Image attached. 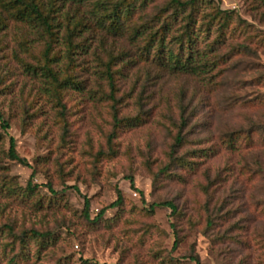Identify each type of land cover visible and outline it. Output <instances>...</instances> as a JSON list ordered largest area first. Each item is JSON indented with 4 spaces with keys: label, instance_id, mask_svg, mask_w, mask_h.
I'll use <instances>...</instances> for the list:
<instances>
[{
    "label": "rangeland",
    "instance_id": "obj_1",
    "mask_svg": "<svg viewBox=\"0 0 264 264\" xmlns=\"http://www.w3.org/2000/svg\"><path fill=\"white\" fill-rule=\"evenodd\" d=\"M43 1L57 36L0 10V264H264V0H197L212 68L200 75L132 39L176 14L170 45L191 7L127 0L110 32L95 0ZM219 8L234 16L222 34ZM11 137L29 166L9 157ZM118 190L121 206L94 220Z\"/></svg>",
    "mask_w": 264,
    "mask_h": 264
},
{
    "label": "trees",
    "instance_id": "obj_2",
    "mask_svg": "<svg viewBox=\"0 0 264 264\" xmlns=\"http://www.w3.org/2000/svg\"><path fill=\"white\" fill-rule=\"evenodd\" d=\"M170 1L175 7V13H178L179 11L185 12L187 8L191 7L190 13L187 17H185L186 22L184 23L183 28H181L182 33L178 36H175L170 45H167L165 35L161 34L165 31L166 27L177 20L178 16L176 14L174 16L173 13L174 17L171 15V17H173V21H170L169 25L168 23H166L169 22L168 16L166 17V21H164L165 23L162 24L157 31L153 30L149 32L150 25H141L134 30L132 39L139 40V38L143 37L145 39V45L143 46V51L145 52V54H153L154 59H156L160 63H164L172 71L195 75L208 73L210 70H212V68H210L211 62L208 56V52L206 49H204V47L203 49H201L196 46L201 35V31L198 32V29H196L197 18L195 16L193 17V12L198 5L197 0ZM0 10L19 21H28L34 24L35 27H41L44 31L52 36H57V34L60 33V31L57 30L54 25V21L56 19V11L53 9H49L48 5L43 0H0ZM132 11V2H127V0H116L113 5L109 4V0H95L94 9L92 10L93 14L91 12L90 13L95 17V20L100 27H106L110 32H116L117 30L121 31L123 28V15H125V17H128L132 14ZM232 13V11L222 10L219 8L213 15L212 20L218 21L221 34L224 32L223 29H226L231 21H233L234 16ZM2 19L3 18L1 17L0 22H2ZM212 20L208 23V34H212V29H210ZM46 68L49 73L55 79H57L56 71L54 72L50 67ZM108 75L110 80L112 81V72L108 71ZM9 127V121H3L2 128L4 130H7ZM112 136H115V134ZM238 136L239 134L237 136L231 134L226 139L228 144L234 146V143ZM177 140L179 142L181 141V138ZM10 142L11 147L9 150V157L12 160H17L20 163L29 166L27 159L20 156V154L17 152L15 139L13 137L10 138ZM174 160L180 161V158H175ZM165 169L167 170V167H165L164 170ZM33 174L31 175V178L28 182V189L30 191L38 189L39 187L38 184H33L32 182ZM128 178L131 181L132 187L136 188L134 178L132 176H128ZM46 186L50 188L53 193L57 194L50 183H48V185ZM75 188L78 189L77 187ZM122 203L123 194L120 190H118V198L107 207H104L94 220L97 221L101 219L108 208L119 207ZM161 204L169 206L170 208H172L173 212L176 211V206L172 202L167 201ZM89 208L90 199L88 197H85L84 215L88 219H90ZM30 233L32 237L43 238V236L45 235V233L36 230H32ZM193 258L199 264V259L197 257Z\"/></svg>",
    "mask_w": 264,
    "mask_h": 264
}]
</instances>
